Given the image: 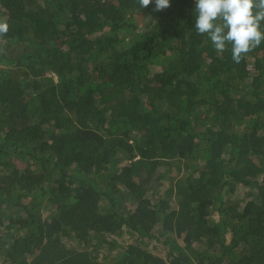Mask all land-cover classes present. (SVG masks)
Segmentation results:
<instances>
[{
	"label": "trees",
	"instance_id": "trees-1",
	"mask_svg": "<svg viewBox=\"0 0 264 264\" xmlns=\"http://www.w3.org/2000/svg\"><path fill=\"white\" fill-rule=\"evenodd\" d=\"M194 9L0 0V264H264V42Z\"/></svg>",
	"mask_w": 264,
	"mask_h": 264
},
{
	"label": "clouds",
	"instance_id": "clouds-1",
	"mask_svg": "<svg viewBox=\"0 0 264 264\" xmlns=\"http://www.w3.org/2000/svg\"><path fill=\"white\" fill-rule=\"evenodd\" d=\"M153 0H138L141 8ZM170 7V0H155V11ZM195 30L207 35L217 53L231 45L232 60H241L264 42V0H195ZM9 25L0 20V37Z\"/></svg>",
	"mask_w": 264,
	"mask_h": 264
},
{
	"label": "rangeland",
	"instance_id": "rangeland-1",
	"mask_svg": "<svg viewBox=\"0 0 264 264\" xmlns=\"http://www.w3.org/2000/svg\"><path fill=\"white\" fill-rule=\"evenodd\" d=\"M156 253L160 254L161 253V250L160 249H156Z\"/></svg>",
	"mask_w": 264,
	"mask_h": 264
}]
</instances>
